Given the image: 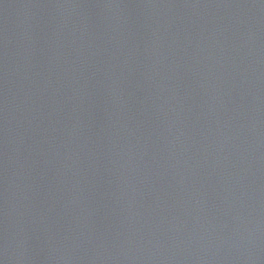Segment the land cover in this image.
<instances>
[{"label": "water", "instance_id": "95a60500", "mask_svg": "<svg viewBox=\"0 0 264 264\" xmlns=\"http://www.w3.org/2000/svg\"><path fill=\"white\" fill-rule=\"evenodd\" d=\"M0 264H264V0H0Z\"/></svg>", "mask_w": 264, "mask_h": 264}]
</instances>
